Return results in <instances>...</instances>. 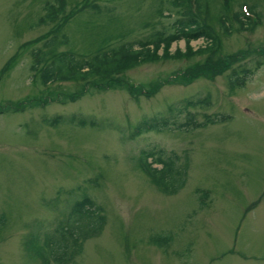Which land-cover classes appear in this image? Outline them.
Instances as JSON below:
<instances>
[{
	"label": "rangeland",
	"instance_id": "374dc122",
	"mask_svg": "<svg viewBox=\"0 0 264 264\" xmlns=\"http://www.w3.org/2000/svg\"><path fill=\"white\" fill-rule=\"evenodd\" d=\"M246 1L263 20L255 28L235 24L227 36L215 0L204 16L217 34L213 50L200 52L205 38L174 41L108 84L95 77L44 83L41 69L53 53L87 59L172 33L183 11L174 0H63L52 18L58 0H0V264H44L37 232L68 223L85 194L106 222L100 234L72 241L81 249L69 264H264V66L235 88L228 71L211 75L245 50L251 55L241 61L253 64L264 45V0ZM54 34L56 46H46ZM44 53L50 58L34 68ZM56 117L61 122L51 125ZM154 118L163 123L134 134ZM161 149L188 164L185 186L172 195L141 167L143 151ZM161 237L169 240L152 241ZM44 253L52 257L51 248Z\"/></svg>",
	"mask_w": 264,
	"mask_h": 264
},
{
	"label": "trees",
	"instance_id": "16d2710c",
	"mask_svg": "<svg viewBox=\"0 0 264 264\" xmlns=\"http://www.w3.org/2000/svg\"><path fill=\"white\" fill-rule=\"evenodd\" d=\"M221 6L217 8L216 18L219 25L225 31L227 36L233 34L234 25L242 31H247L255 28L257 25L263 22L257 11V5H250L246 0L240 3V10L228 11L229 3H236L238 0H219ZM59 6L51 5L49 8L48 17H54L59 11H63L64 2L58 0ZM215 0H174V5L180 7L182 16L177 18L173 24L175 30L166 35L163 31H157L153 34V39L145 42L142 41H125L111 46L108 49L96 52L92 56L78 57L73 51H61L59 53H53V59L51 62H47L41 69L42 81L48 83L53 80H80L90 77L97 79L106 80L108 84L116 82L118 74L122 73L128 68L134 67L136 64L154 59L156 57V51L159 47L164 45L168 50V47L174 42L184 39L186 43L190 44L192 40L205 38L208 40L205 48L201 49L200 52L211 51L216 47L218 42L217 34L210 25L204 22V16L212 12V3ZM248 6L251 13L256 16L246 14L243 6ZM94 11H100L99 5H94ZM57 34L50 37L46 41V46L55 47ZM139 44V45H138ZM152 44L153 50L150 48ZM38 54V51L35 52ZM183 55H189L182 53ZM44 53L39 59V62L35 64L34 68H37L44 59ZM173 55V54H172ZM251 55V50H245L240 52L235 57H232L230 61L224 63L218 70L211 72V75H216L228 71V79L232 88L236 86H243L247 82L256 70L264 66V45L257 47L255 55L252 58L253 64H248L241 60L248 58ZM39 57V55L37 56ZM78 57V58H77ZM50 55H47V59ZM55 59H59L62 65L61 70L55 66ZM69 59V61H68ZM73 59V60H71ZM243 62V63H241ZM238 63V64H237ZM199 70L193 74L198 73ZM117 83V82H116ZM132 94L134 93V87H130ZM198 103H208L201 99ZM186 106H196V100L188 99L185 100ZM62 117H56L51 121V125H57L61 122ZM72 122H76L80 125H86V119L77 120L76 117L71 119ZM166 120H164V123ZM163 123L160 118H154L147 120L139 124L134 134H140L143 131H148ZM200 125L201 123H196ZM145 150L141 157V167L151 178V181L165 194L172 195L182 189L188 178V164L185 162L183 165H176L175 157L165 156L164 151ZM152 158L150 161L149 159ZM159 163L161 167H155L153 164ZM101 213L99 214V212ZM69 221L63 225H59L54 230H48L44 232V237L39 236L40 232H37L38 239L42 241V246L38 250L39 254L43 258L44 264H69L74 259V254L81 249V243L75 248H71L72 241L77 243L81 237L84 240L100 234L104 228L106 218L102 212V207L97 205L96 201L89 195L85 194L81 198L77 199L72 207L69 214ZM72 221L70 222V220ZM86 233L84 234V232ZM84 234V235H83ZM57 235V236H56ZM168 237H161L158 241L152 239L153 242H162L164 244L168 241ZM45 248H51L52 257L45 255Z\"/></svg>",
	"mask_w": 264,
	"mask_h": 264
}]
</instances>
